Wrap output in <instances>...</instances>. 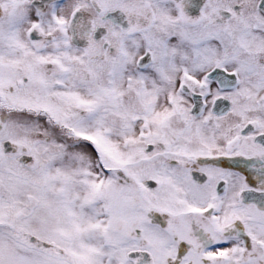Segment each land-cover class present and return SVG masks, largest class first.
<instances>
[{
  "label": "snow or ice",
  "instance_id": "6c2138e0",
  "mask_svg": "<svg viewBox=\"0 0 264 264\" xmlns=\"http://www.w3.org/2000/svg\"><path fill=\"white\" fill-rule=\"evenodd\" d=\"M0 264H264V0H0Z\"/></svg>",
  "mask_w": 264,
  "mask_h": 264
}]
</instances>
